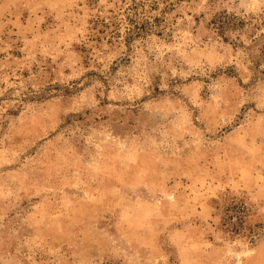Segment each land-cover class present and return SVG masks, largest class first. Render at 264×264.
<instances>
[{
	"label": "rangeland",
	"instance_id": "rangeland-1",
	"mask_svg": "<svg viewBox=\"0 0 264 264\" xmlns=\"http://www.w3.org/2000/svg\"><path fill=\"white\" fill-rule=\"evenodd\" d=\"M0 264H264V0H0Z\"/></svg>",
	"mask_w": 264,
	"mask_h": 264
}]
</instances>
